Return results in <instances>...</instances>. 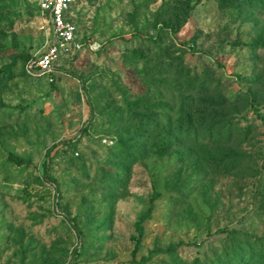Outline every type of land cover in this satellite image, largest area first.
I'll return each mask as SVG.
<instances>
[{
    "label": "rangeland",
    "instance_id": "1",
    "mask_svg": "<svg viewBox=\"0 0 264 264\" xmlns=\"http://www.w3.org/2000/svg\"><path fill=\"white\" fill-rule=\"evenodd\" d=\"M71 12L37 75L49 22L0 0V264H264V0Z\"/></svg>",
    "mask_w": 264,
    "mask_h": 264
},
{
    "label": "built area",
    "instance_id": "2",
    "mask_svg": "<svg viewBox=\"0 0 264 264\" xmlns=\"http://www.w3.org/2000/svg\"><path fill=\"white\" fill-rule=\"evenodd\" d=\"M75 0H37V5L49 22V44L38 55L25 64L32 74H51L55 72L58 61L81 48L78 40V27L72 20V6Z\"/></svg>",
    "mask_w": 264,
    "mask_h": 264
},
{
    "label": "trees",
    "instance_id": "3",
    "mask_svg": "<svg viewBox=\"0 0 264 264\" xmlns=\"http://www.w3.org/2000/svg\"><path fill=\"white\" fill-rule=\"evenodd\" d=\"M172 27V29L173 30H175L176 29V27L175 26H171ZM139 156H138V154H137V152L134 154V161L138 158Z\"/></svg>",
    "mask_w": 264,
    "mask_h": 264
}]
</instances>
